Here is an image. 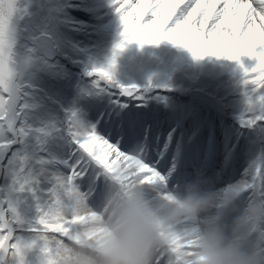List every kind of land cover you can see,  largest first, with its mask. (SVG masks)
Returning a JSON list of instances; mask_svg holds the SVG:
<instances>
[{"label": "snow or ice", "instance_id": "obj_1", "mask_svg": "<svg viewBox=\"0 0 264 264\" xmlns=\"http://www.w3.org/2000/svg\"><path fill=\"white\" fill-rule=\"evenodd\" d=\"M110 6L121 41L108 67L88 74L96 78L93 87L103 102L93 108L92 122L73 113L65 135L51 124L35 126L25 116L13 51L16 0H0V264H71L72 249L99 239L102 229L96 225L119 181L164 189L156 197L173 194L170 172L154 163L156 156L149 159L152 138L146 139L145 129L153 117L147 97L114 80L116 58L127 45L167 42L194 60L235 63L245 104L240 126L264 132V0H110ZM60 139L69 147L58 144ZM245 175L228 198L217 199L213 215L264 202V155ZM193 243L174 241L159 248L154 264H178L173 252L187 251ZM249 243L264 256V227Z\"/></svg>", "mask_w": 264, "mask_h": 264}, {"label": "rangeland", "instance_id": "obj_2", "mask_svg": "<svg viewBox=\"0 0 264 264\" xmlns=\"http://www.w3.org/2000/svg\"><path fill=\"white\" fill-rule=\"evenodd\" d=\"M91 6V0L77 3L71 0H16L17 12L12 27L25 35L46 38L61 54L77 62L87 72L94 68H107L116 45L121 41L120 32L112 23L107 27L101 26L99 19L90 12ZM167 46L163 42L143 47L127 45L116 58L113 69L115 83L137 89L160 88L178 92L179 97L172 94L146 96L147 105L153 102L155 107L166 113L172 106L170 103H184L181 97L201 92L222 99L229 115L226 117L233 122L240 120L245 110L244 97L231 91L242 85L241 75L236 70L224 69L221 61L212 66L219 71H201L188 64L189 53L176 56ZM13 51L18 66L17 82L24 94L25 116L29 122L35 126L54 125L65 135L73 113L85 122H92L91 117L88 119L85 114L86 105L93 99L103 101L93 87L95 79H84L61 61H51L39 55L26 43H18ZM216 60L213 59L214 62ZM221 71L224 74L220 77ZM24 85L34 90L24 89ZM189 103L195 112L205 109L202 102ZM58 144L69 147L64 139H60Z\"/></svg>", "mask_w": 264, "mask_h": 264}, {"label": "clouds", "instance_id": "obj_3", "mask_svg": "<svg viewBox=\"0 0 264 264\" xmlns=\"http://www.w3.org/2000/svg\"><path fill=\"white\" fill-rule=\"evenodd\" d=\"M217 199L198 183L168 198L152 197L138 180L119 181L110 189L99 239L85 241L69 253L71 264H154L157 250L174 241L189 243L173 252L178 264H264L249 241L264 227V202L237 213L212 214ZM199 222L198 228L192 226Z\"/></svg>", "mask_w": 264, "mask_h": 264}, {"label": "bare ground", "instance_id": "obj_4", "mask_svg": "<svg viewBox=\"0 0 264 264\" xmlns=\"http://www.w3.org/2000/svg\"><path fill=\"white\" fill-rule=\"evenodd\" d=\"M72 3H77L80 0H71ZM92 1V6H91V11L100 21L101 26L107 27L111 23L114 24L119 32H121V28L119 25V21L117 16L114 13V10L110 6V0H91ZM259 22V21H258ZM77 23V22H74ZM162 43V42H161ZM164 45H168L167 47H170V50L177 56L181 55L183 53H188L186 50L177 48L167 42H163ZM38 49L45 54L52 56L56 53V50L54 49L53 46H49L46 42H38ZM190 54V53H189ZM190 60L188 61V64L194 65V67L199 68V70L204 71V72H217L219 70L212 69L213 65H216V63H219L221 61L223 63L224 69H227L228 71H234L236 70L237 74H240L237 66L235 63L228 61L226 59H218L215 57H205L200 60H194L191 57V54L189 56ZM217 59L216 62L213 61V59ZM83 69V68H81ZM232 69V70H231ZM83 72L88 75V73L83 69ZM222 74L219 75L220 77L224 74L223 71H221ZM235 73V72H234ZM241 75V74H240ZM232 94L239 95L240 93L243 94V85L241 86H236L233 88L231 91ZM187 100L189 102H192L193 100L197 102H202L205 105V109L202 112H195L193 110L192 106H187L186 104H179V103H170V108H168V111L170 113L172 112L173 115H177V119L179 118H184L187 117L186 119V125L189 122H195L196 126H201L199 130L205 129V127L210 126L213 127L214 123V128L211 130L212 133H217V137L220 138L222 136H229L233 139V143L237 142V139H234V129H242L240 126V123H230L225 120L224 114L227 113L226 107L223 103L222 99H216L215 97H211L208 95H204L200 92L197 93H191L188 97ZM98 104V103H97ZM95 104V105H97ZM150 112H154V110L150 107V105L147 106ZM175 126L173 130L170 132V134L166 135L165 139L166 142L164 144V152H169L173 151V158L172 160H175L176 157H179L180 160H182L186 165L190 164L193 168L195 173L198 176V179H200L203 176V173L209 174L211 171V166H207L208 164L210 165L211 163L214 162V160L217 161V168L216 172L218 173L219 170L222 171L226 166H229L227 168L228 172H232L231 169L234 168V165L232 163L233 158L230 159V155L232 154V157L235 153L233 150H230L228 152L225 151H218L217 153L213 152L208 149L206 153H200L197 150V142H198V137L193 134L191 135L188 139L186 137V143H183V138H185V127H183V122L179 120H175ZM215 123L220 124L219 126L215 127ZM178 124V125H177ZM224 126L226 128H224ZM164 127V125H163ZM147 130V129H146ZM179 130V132H177ZM245 131H248V133L252 132L254 141L251 144L250 148L251 149H256L257 150V156H250L247 157V152L242 151L241 149V144L238 143V147L240 148L239 156L238 158L240 159V162L237 164L239 170L237 172V175L244 181L246 179V169H248L252 163L253 160L257 159L261 155H264V151L262 150L261 147H264V132L259 131L258 129H246ZM163 132H161V136L163 137ZM166 133V132H165ZM154 136L153 133L148 132V135ZM167 134V133H166ZM174 143V145H173ZM248 148V147H247ZM189 149H193L192 152ZM253 153V152H252ZM217 154L218 157L217 159L215 158V155ZM184 156V158H182ZM249 158V160H248ZM214 159V160H212ZM210 160V161H209ZM241 170V171H240ZM239 180V179H238ZM241 180L239 183L242 182ZM169 190V189H168ZM164 189L156 187V188H149V194L152 197H156L158 192H162ZM218 196L220 200H224L229 197L230 193L226 186H220L219 188L216 189ZM217 196V195H216Z\"/></svg>", "mask_w": 264, "mask_h": 264}]
</instances>
